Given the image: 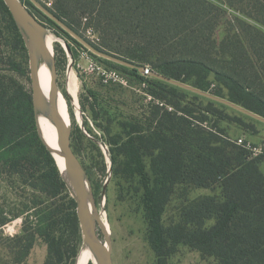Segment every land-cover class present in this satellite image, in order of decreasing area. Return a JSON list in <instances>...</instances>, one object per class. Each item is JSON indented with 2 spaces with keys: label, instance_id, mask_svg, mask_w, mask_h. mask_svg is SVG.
I'll return each mask as SVG.
<instances>
[{
  "label": "trees",
  "instance_id": "obj_1",
  "mask_svg": "<svg viewBox=\"0 0 264 264\" xmlns=\"http://www.w3.org/2000/svg\"><path fill=\"white\" fill-rule=\"evenodd\" d=\"M224 2L244 19H236L237 25L228 29L219 43L214 39V31L223 10L209 0H53L50 11L76 33L81 19L86 18L84 25L93 27L100 38L97 44H90L134 64V68L118 67L137 75L147 83V91L154 98L175 109L178 104L168 96L181 88L152 76L145 77L137 67L147 65L152 71L184 83L194 79V87L199 89L203 87L198 83L213 73L217 86L212 94L264 117V0ZM5 10L17 29L6 6ZM102 61L105 66L115 68L106 64L112 62ZM202 99L211 111H215V105L228 108L203 96ZM155 109L163 108L155 106ZM164 112L167 116L175 115L172 111ZM177 118L187 122L183 117ZM190 124L199 130L193 121ZM123 133L121 146L127 159L122 173L138 176L148 242L156 264H169L168 257L178 244L214 257L219 264H264L261 158H250L246 149L221 133L205 132L202 135L205 143L201 146L189 133L177 128L175 122L167 125L162 117L156 121L151 136L131 122L123 124ZM147 141L152 149L158 150L155 158H159L160 169L154 170L153 180L142 161ZM193 144L196 150L190 151ZM32 146L45 153L50 167L45 174L49 191L45 187L40 190L50 197L62 194V199L67 198L63 195L67 186L59 168L37 132L30 91L16 84L8 94L0 95V166L14 169ZM234 149L235 154L231 155ZM179 182L205 187L219 183L222 195L193 199L183 207L178 221L165 226L162 221L165 203L174 184ZM67 205L68 228L79 234L76 203L68 199ZM50 215L44 213L31 221L29 216L25 217L23 234L16 238L22 247L21 257L28 253L36 237L42 236L48 253L54 252L61 258L59 240L51 230L48 232L46 221ZM210 219L213 223L206 227L205 222ZM8 220L7 216L0 217V225ZM48 262L46 259L45 264Z\"/></svg>",
  "mask_w": 264,
  "mask_h": 264
},
{
  "label": "rangeland",
  "instance_id": "obj_2",
  "mask_svg": "<svg viewBox=\"0 0 264 264\" xmlns=\"http://www.w3.org/2000/svg\"><path fill=\"white\" fill-rule=\"evenodd\" d=\"M1 1L0 95L4 96L16 84L22 85L28 91L31 90V84L24 40L18 35L20 32L14 27L5 10V4ZM21 1L47 27L48 34L53 36L52 52L56 64V83L58 90L65 97L70 116L71 146L87 171L99 215L109 226L113 264H156V256L148 242V225L143 216L142 189L138 176L122 173L127 159L121 146L124 140L123 124L126 122L139 124L142 133L151 136L156 121L162 117L164 123L169 125L172 121L175 122L177 128L189 133V136L202 146L205 143L202 136L206 135L205 132L221 133L231 142L241 135L255 142H263L264 123L252 120L230 107L223 109L215 105V111H211L209 107L207 109V103L202 96L195 98L193 96L195 93L183 88L178 93L168 96L178 104L177 110L164 101L163 105L157 104L147 98L146 93L149 92L145 81L129 71H123L118 67L123 65L112 61L106 64L115 67L127 78L126 86L120 83L103 85L96 76L76 72L73 63L77 60L76 48H79L81 43L55 21L59 27L52 24L49 21L51 18L31 0ZM36 1L49 11L53 7V0ZM209 1L223 10V16L214 31V39L219 43L227 30L237 25L236 19L244 18L237 10L227 6L224 0ZM86 27L81 19L77 26V34L90 43L84 33ZM96 58L104 60L98 56ZM71 76L76 81V96L68 91ZM143 82L146 83L145 87ZM186 83L195 86L194 79ZM198 84L210 93L217 86L213 73H209ZM155 106L163 109H155ZM164 110L175 112V115L167 116ZM177 117H183L187 122H181ZM189 121L196 124L193 126L200 127L199 130L192 128ZM195 129L198 131L196 134ZM100 140L108 145L109 160L102 153ZM189 149L196 150L195 144L190 145ZM235 151L236 149L230 154L234 155ZM157 154L158 150L152 149L150 141H147L146 147L142 149V161L152 180L154 170L160 169L159 158H155ZM262 167L264 169V161ZM49 171L45 153L35 146L29 147L14 169L0 166V217H9L4 225H0V264H45L46 259L49 260L48 264L75 263L82 248V235L81 232L73 233L66 221V213L69 210L67 200L73 199V196L67 187L63 192V195H67L64 199L61 197L62 194L50 197L48 193L40 190L45 187L49 191L48 184L45 183V174ZM221 191L219 183L206 187L188 182L174 184L165 203L163 224L168 226L178 221L183 207L193 199L204 195L221 198ZM44 213L50 215L46 221L49 225L48 232L51 230L58 238L61 258L54 252L48 253L47 243L42 236H37L28 253L21 257L22 247L16 238L23 234L25 217L29 216L31 221ZM212 223L213 219H210L205 222V226L208 227ZM99 234L102 237L100 232ZM168 263L219 264L214 257L202 255L197 249L184 244L176 246L175 251L168 257Z\"/></svg>",
  "mask_w": 264,
  "mask_h": 264
},
{
  "label": "water",
  "instance_id": "obj_3",
  "mask_svg": "<svg viewBox=\"0 0 264 264\" xmlns=\"http://www.w3.org/2000/svg\"><path fill=\"white\" fill-rule=\"evenodd\" d=\"M14 20L27 49L29 59V76L31 84V102L35 118V126L41 141L55 160L54 151L44 140L43 131L37 121V114H44L53 124L56 132V154L63 159V167L59 169L62 179L71 192L76 203V215L82 235V248L87 247L95 258L96 264H113L111 237L99 215L95 195L88 177L78 156L71 146V127L65 122L57 107L58 87L56 83V64L53 54L46 45L47 27L25 6L21 0H2ZM59 26L69 32L78 42L88 48L94 55L128 68H134L131 62L115 55L97 50L88 41L71 30L60 19L36 0H31ZM45 62L50 69V93L46 99L41 91L38 79L39 64ZM140 73L143 67H137ZM150 76L183 88L205 98L230 107L242 114L264 123V117L231 102L226 98L201 90L187 83L151 71ZM107 159L109 156L106 154ZM59 168V167H58ZM99 232L102 234L100 236Z\"/></svg>",
  "mask_w": 264,
  "mask_h": 264
},
{
  "label": "built area",
  "instance_id": "obj_4",
  "mask_svg": "<svg viewBox=\"0 0 264 264\" xmlns=\"http://www.w3.org/2000/svg\"><path fill=\"white\" fill-rule=\"evenodd\" d=\"M50 4V3H48ZM86 18H83V24H85ZM86 38L92 42L97 44L100 41L98 33L91 26H87L84 30ZM77 60L73 63L75 65L76 72L80 74H84L86 76H96L103 85H108L110 83H120L124 86L128 84L127 78L122 75L117 69L107 67L99 60H97L93 53L81 45L79 48H76ZM69 63L70 58H69ZM73 69V66H72ZM152 70L148 66L143 67V72L141 75L148 77L150 76ZM143 86H146V83H142ZM147 98L150 100H154L155 103H159L163 105V102L154 98L150 93H146ZM86 133V132H85ZM237 145L242 146L249 152L250 158H261L264 161V141L263 142H255L246 138L245 136H239L233 140ZM99 146L102 150V153L106 156L109 155V148L105 141H99Z\"/></svg>",
  "mask_w": 264,
  "mask_h": 264
},
{
  "label": "bare ground",
  "instance_id": "obj_5",
  "mask_svg": "<svg viewBox=\"0 0 264 264\" xmlns=\"http://www.w3.org/2000/svg\"><path fill=\"white\" fill-rule=\"evenodd\" d=\"M53 41H54L53 36H51L50 34H47L46 45L52 54H53L52 52ZM38 79H39V85H40L41 91L44 97L47 99L50 93V69H49V66L45 62H41L39 64ZM68 84H69V88L67 86L68 91L70 92L71 95L76 96L77 86H76L75 78L73 76H71L70 83ZM57 107H58V110L61 116L65 120V122L70 125V116L67 110L66 100L60 91L58 92V97H57ZM37 121L39 123V126L41 127V130L43 131L44 140L50 146L51 150L54 151L53 155L56 158L59 169H62L63 159L56 154V148H57L56 132H55V128L53 124L42 113L37 114ZM101 220L105 224L107 231L110 233L108 224L103 220L102 217H101ZM89 262H91L92 264H96L94 256L92 255V253L87 247L81 248V250L79 251L75 259L74 264H88Z\"/></svg>",
  "mask_w": 264,
  "mask_h": 264
}]
</instances>
